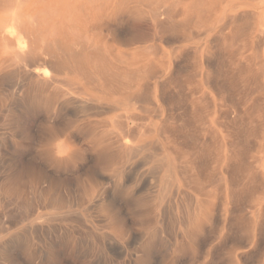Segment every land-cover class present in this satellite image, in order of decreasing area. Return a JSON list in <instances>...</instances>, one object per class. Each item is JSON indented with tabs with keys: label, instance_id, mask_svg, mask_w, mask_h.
I'll list each match as a JSON object with an SVG mask.
<instances>
[{
	"label": "rangeland",
	"instance_id": "rangeland-1",
	"mask_svg": "<svg viewBox=\"0 0 264 264\" xmlns=\"http://www.w3.org/2000/svg\"><path fill=\"white\" fill-rule=\"evenodd\" d=\"M150 1L172 5L181 20L175 40L162 45L166 52L173 49L170 60L159 55L157 81L105 79L101 87L92 86V97L107 109L93 116L92 124L64 117L48 93H38L30 110L26 90L14 95L11 86L0 85V264H264V38H256L251 47L228 38L230 44L223 47L218 6ZM178 3L187 9L175 7ZM135 17L125 16L121 39L149 33L148 25L134 28ZM134 47L109 42L99 43L97 50L118 57ZM114 57L104 64L115 63ZM15 70L14 64L0 68V81ZM114 104L118 109H111ZM231 108L238 124L229 128ZM117 118L130 126L138 121L131 126V141H123L146 147L148 155L161 150L173 169L172 180L150 176L153 165L140 158L126 162L115 143ZM233 131L239 140L234 149L229 146ZM61 137L71 146L70 160L57 159L52 150Z\"/></svg>",
	"mask_w": 264,
	"mask_h": 264
},
{
	"label": "bare ground",
	"instance_id": "bare-ground-1",
	"mask_svg": "<svg viewBox=\"0 0 264 264\" xmlns=\"http://www.w3.org/2000/svg\"><path fill=\"white\" fill-rule=\"evenodd\" d=\"M190 1H191L190 5H194V7L199 6L202 2H203L202 3L203 6L207 5L208 7H214V8L216 6H218V12H217L218 16L217 15H215V16L217 17L216 19H219L221 21L220 27L218 29V33H219L220 38L222 39L223 47H225L227 44L228 45L230 44V41H228V38L233 43H234V41H233L234 38H236V40H238V41L240 39L242 41L241 43H243L242 45L244 47L245 46L251 47L256 38H264V0H190ZM105 2L106 1L104 0L102 3L95 4L92 2V0H0V68H3V69L6 67L8 68V66L10 64H14L16 66L15 71H13L12 73H9L7 75H4L2 77V80L0 81V85L1 86H7V87L11 86L12 87L11 89H14L13 90L14 95H18L23 89L26 90V95L28 97L30 96L27 99V105L29 106L30 110L34 109L33 108L34 107V100H35V96L38 93H48V94L52 95L53 97H55V109L58 110L62 115H64V117H69L71 119H74L76 122H87V123L92 124V122H93L92 117L93 116H97L99 113H103L104 111L105 112L107 111V109L104 108V104L102 103L101 99H96V98L92 97V86H93V89L95 90L96 83L98 85H100V87H101V82H103L105 79L111 80V79L134 78V80H138V81L145 80V79L151 80V81L159 80L160 77L157 73V70H158L157 69V67H158L157 63L159 62V59H160L159 55H161L163 61L167 60V62H169L170 57H171V53L173 51V49H171L169 52L164 51L162 49V45H170L175 40L177 28L179 27V24L181 23V20H177V18H178L177 13L175 12L174 9H172V5L168 6L164 2L163 3L161 1L160 2L159 1L151 2L150 0H148V3H143V1H141V0L140 1L139 0H110L109 2H106V3ZM178 5H182L181 8H184L183 12L188 7L187 4L183 5V4H179V3L175 4V7H178ZM143 7H146L147 10L145 11L143 9ZM197 13L199 14L202 12L197 11ZM131 15H136V17H135L136 20L133 21L134 28L135 29H141L143 26L148 25L149 26V28H148L149 33L148 34H141L137 31L136 33H132V34L129 33L128 35L126 34L128 39H126V38L121 39L122 36L120 34H122L121 32L123 31V28L128 24V20L125 18V16L130 17ZM197 32H199V31H197ZM200 33H202V32H200ZM200 33H199V35H200ZM109 42H112V43L116 42V43L124 45V46H136V47L131 49L129 52H125V53L121 54L122 56H118V57H114L112 54V51H110V50H106L103 52H99V50H97L99 43L106 45ZM213 47H214V45H213ZM255 51L257 52V50H255ZM112 57H114L115 63L104 64V61H106V59H110V58L112 59ZM227 65H228V63H227ZM166 67H167L166 70L169 71L170 65H168ZM220 71H222V70H220ZM220 71H219V75H220ZM178 75H179V73H178ZM223 75H224V73H223ZM214 76H216V75H214ZM231 77H234V76H231ZM220 80H221V78H220ZM226 85L223 86L224 95L228 91ZM13 87H15V88H13ZM180 88L182 89V87H180ZM180 93L182 94V92H180ZM182 95H181V97H182ZM228 95L229 94H226V96H228ZM183 96H186V95H183ZM165 97H168V96H165ZM178 97H180V96L178 95ZM229 98L231 99V96H229ZM143 99L146 100V98H144V97H143ZM173 99H175V97H173ZM177 99H179V98H177ZM19 100H20V98H19ZM141 100H142V98H141ZM180 100H182V99H180ZM180 102H182V101H180ZM228 104H230V103H228ZM232 104H234V103H232ZM177 105L181 106L182 104L179 105L177 103ZM178 106H177V108H178ZM138 107L140 109V106H138ZM233 107L234 106H232V108ZM112 108L118 109L117 104H114L111 107V109ZM174 108H176V107H174ZM186 108H188V107H186ZM183 110H185V109H183ZM237 110H239V109L237 108ZM185 111H184V113H185ZM230 112L231 113H229V114L232 115L231 116L232 122L229 124V126H230L229 128H231L232 126H235L236 122L238 124V121H236V115H235V112L233 111V109ZM181 113H182V111H181ZM123 114H125V113H123ZM183 115L185 117V114H183ZM226 115H227V113H226ZM242 115H241V117H242ZM130 117L126 118L127 121H128V119H131ZM226 117H228V116H226ZM119 119H120V117H119ZM119 119L115 123H118L120 121ZM186 119H187V116H186ZM248 119L250 121V116ZM127 121L126 122H119L116 125V126H118V125L120 126V127H117L118 129H120V134L118 136H116V138H115V143L119 144L118 149L121 151L122 156L124 157L126 162L127 163L132 162V161L140 158V160L142 162H144V164L150 163L151 165H153V167H152L153 169H151L150 176L152 175V176H155V178H156V176L158 177L159 174H162L165 179H167L169 181L172 180L173 179V171H172L173 169H171L169 167L167 158L161 150L158 149L156 151V148H155V149H153L155 151L153 153V155H148V154H146L147 153L146 147H144V146L129 147V145L125 141H123V140L127 139L128 135L132 134V131H131L132 127L131 126H133V123L138 122L137 120H136L137 122L133 121V123L131 122L132 124L130 126L129 122H127ZM183 121H185V120H183ZM249 121H247V122L249 123ZM112 122H114V121H112ZM139 122H141V121H139ZM142 122L144 125L146 123L148 124V122H146V121H145L146 123L144 121H142ZM149 122H150V120H149ZM251 122H252V120H251ZM186 123H188V121ZM252 123H249V124H252ZM189 124H191L190 121H189ZM243 124H244V122H243ZM244 125H246V124H244ZM108 126H110V125H108ZM116 126H114V127H116ZM178 126H180V125H178ZM182 126H183V124H182ZM185 126H186V124H185ZM224 126L226 128V125H224ZM136 127L134 128V130L136 129ZM138 127H139V125H138ZM152 127H153V125H152ZM238 127H240V125ZM142 128H144V126L142 127V125H141V128H139V129H142ZM139 129H138V131H140ZM189 129H188V132H190ZM232 129H234V128H232ZM242 129H243V127H242ZM237 130L239 131V129H237ZM243 130H245V129H243ZM138 131H137V133H138ZM180 131H181V129H180ZM27 132L29 133V131H27ZM140 133H143V132H139V134ZM134 135H135V133H134ZM238 135H240V134L238 133ZM181 138L182 137H180V139ZM231 138H232L231 144H229V146H230V148L234 149L235 144L239 141L236 139L234 131L232 132ZM238 139H240V137ZM129 140H130V138H129ZM236 140H237V142H235ZM202 144H204V143H202ZM68 146L69 145H67V144H64V145L59 146V147L57 146V144H55L53 146L52 150L55 153L57 159H59L61 161L71 159V157H72L71 150L72 149L70 150V154L68 156H66L65 158H58V155H57L58 152L61 155H63V153L68 150ZM202 147H203V145H202ZM233 152L234 151L232 150L230 153H233ZM90 156H93V155H90ZM109 159H111V158H108V159L105 158L106 161ZM136 169H138V168H136ZM30 170H32V169H30ZM149 172H150V170H149ZM149 172H148V174H149ZM235 180H236V178H235ZM36 181H37V179H36ZM145 184H146V182H145ZM143 186H145V185H143ZM233 187H236V185L235 186L233 185ZM140 188H142V186ZM163 190H164V188H163ZM50 196H52V195H50ZM134 196H135V194H134ZM233 196H235V195H233ZM242 198H244V197L242 196ZM152 200L153 201L156 200L155 196H153ZM244 201L245 200L243 199V202ZM6 204H7V202H6ZM56 204H58V203H56ZM95 206H97V205H95ZM4 207H2V208H4ZM31 207H32V205H31ZM238 208H240V207H238ZM232 210H233V208H232ZM172 211H174V209ZM184 211H185V209H184ZM22 212H23V210H22ZM67 213L66 214L64 213V214L67 215ZM74 213L75 212H72V214H74ZM228 213H230V212H228ZM231 213H233V212L231 211ZM231 213H230V216H233V215H231ZM60 215H58V216H60ZM65 215L64 216L61 215V216H63V218H62L63 222L68 221L67 220L68 217H66ZM79 215H76V216H79ZM160 215H162V213ZM48 217H50V216H48ZM48 217H46V218H48ZM46 218L43 217L42 219H46ZM184 218H185L184 216H183V218H180V221L181 222L185 221L186 218L185 219ZM191 218H192V215H191ZM73 219H74V222H76V220H75L76 218L74 217ZM73 219H71V220H73ZM79 219H80V216H79ZM79 219L77 218L78 221H79ZM181 219H184V220H181ZM69 222H71V221L69 220ZM217 222L218 221H216V223ZM231 222H233V221H231ZM185 223H186V221H185ZM182 224H183V222H182ZM212 226H214L216 228L220 227V226H215V225H212ZM86 227H88V226H86ZM225 227H226V225H225ZM88 229H89V227H88ZM38 230L40 231L39 227H38ZM80 232H82V231H80ZM68 234H69V232H68ZM234 239L231 240V238L229 237V241L233 242ZM172 241H174V240H172ZM206 241H207V239H206ZM227 242L228 241H226V243ZM235 242H236V239H235ZM98 243H100V242L98 241ZM204 243H206V242H204ZM239 243H241V242L239 241ZM83 244H84V242H83ZM79 245H80V243H79ZM101 245H103V244H101ZM260 245L261 244H259L257 247H260ZM200 246H201V244H200ZM203 246L205 247V244ZM89 247H90V245H89ZM203 251H204V249L202 250V253H203ZM255 254H257V251ZM158 259H159V257H158ZM2 261H5V260H2ZM12 261H13V259H12ZM78 261H80V260H78ZM64 263L66 264V262H64Z\"/></svg>",
	"mask_w": 264,
	"mask_h": 264
},
{
	"label": "clouds",
	"instance_id": "clouds-1",
	"mask_svg": "<svg viewBox=\"0 0 264 264\" xmlns=\"http://www.w3.org/2000/svg\"><path fill=\"white\" fill-rule=\"evenodd\" d=\"M56 144H57V146L59 147V146L64 145V144H65V141H64L63 138L61 137V138H59V139L56 141ZM70 150H71V146H68V150L65 151V152L63 153V155H61V154L58 152V153H57L58 158H65L66 156H68V155L70 154Z\"/></svg>",
	"mask_w": 264,
	"mask_h": 264
}]
</instances>
